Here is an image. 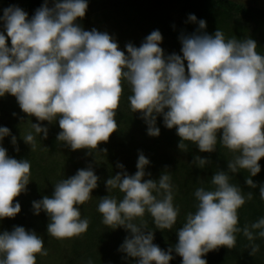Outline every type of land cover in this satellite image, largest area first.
I'll use <instances>...</instances> for the list:
<instances>
[{
    "label": "clouds",
    "instance_id": "9594fccd",
    "mask_svg": "<svg viewBox=\"0 0 264 264\" xmlns=\"http://www.w3.org/2000/svg\"><path fill=\"white\" fill-rule=\"evenodd\" d=\"M87 7L88 0H55L52 7L45 0L30 19L17 5L3 9L0 97L14 95L20 109L37 121L58 119L61 131L56 139L71 150L96 149L117 129L122 82L131 86V110L140 111L148 135L160 134L156 120L162 115L165 127L176 128L180 149H186L183 141H190L200 152H213L219 138L223 146L238 154L227 162L228 171L213 174L214 188H196V210L186 214L174 246L160 248L153 243L154 232L147 223L143 219L135 222L147 212L155 228L168 230L180 211L174 205V185L167 172L158 179H144L151 173L145 172L150 161L142 152L134 174L129 175L124 165L117 163L123 171L105 183L108 193L118 189L123 197H102L98 211L103 224L130 230L118 251L137 258L135 264H169L173 250L182 257L181 264H207L205 254L220 246L233 248L241 231L249 241V254L255 255L260 249L255 240L264 238V216L242 229L238 226V210L253 193L245 195L230 183L228 172L247 170L245 183L257 187L251 177L261 171L259 160L264 157V54L255 50L256 41L226 39L218 28L214 34L182 36V56L165 55L160 46L162 34L156 29L139 47L126 44L125 54L107 32L84 30L76 23ZM188 19L198 22L200 29L206 28V21H197L195 14L190 13ZM31 128L33 131L22 138L35 150L36 135L46 139L48 128L38 122ZM9 135L11 130L0 126V141ZM11 142L16 144L14 135ZM192 162L203 167L208 158L196 155ZM30 168L28 159L8 156L0 144V219L21 211L14 197L27 191ZM98 179L91 166L81 168L55 183L51 196L32 201L35 215L44 211L49 217V235L65 239L87 231L89 219L81 217L79 206L91 198ZM259 196L264 200V184ZM37 254L47 255V249L35 231L14 226L0 232V264H36ZM88 264L93 261L89 259Z\"/></svg>",
    "mask_w": 264,
    "mask_h": 264
},
{
    "label": "trees",
    "instance_id": "16d2710c",
    "mask_svg": "<svg viewBox=\"0 0 264 264\" xmlns=\"http://www.w3.org/2000/svg\"><path fill=\"white\" fill-rule=\"evenodd\" d=\"M54 2L55 0H47L49 7H52ZM245 2L250 5L236 0H88L84 17H78L76 23L84 30L90 31L95 28L98 31L107 32L118 43L119 49L125 51V54H127L126 44L132 43L139 47L148 34L158 29L163 37L160 46L164 54L177 53L182 56L180 50L183 34L178 31V24L166 23L170 19L169 10H178L183 18L187 19L182 22L193 28L191 33L214 34L219 28L228 39L241 35L239 22H229L233 12L241 11L244 14V11L252 10L264 16V6H259L257 0H245ZM12 3L9 0H3L1 7L4 8L5 5L9 6ZM20 3L17 6L26 11L27 18L30 19L45 0H21ZM135 10L140 15L146 16L144 18L137 16ZM150 11H153L152 16ZM155 12L159 16L154 21L151 18L155 17ZM190 13L195 14L197 21L204 19L206 28L200 29L198 22L190 21L188 19ZM148 15L151 17L149 20ZM0 31H4L3 21H0ZM5 35L6 43L11 47V39L7 37L6 32ZM259 35H264V32ZM250 36L253 39L254 35ZM259 42L264 43V36ZM259 42L256 41L255 50L259 48ZM185 69L187 71V61H185ZM122 89L115 116L118 127L110 134L106 142H99L97 148L92 150L87 148L71 150L62 141L56 139L61 131L58 119L52 122L37 121L35 116H29L20 109L14 95L6 93L0 97V126H7L11 130V135L5 136L0 144L7 149L8 156L18 160L30 159L31 168L37 172L40 171L38 163L44 159L45 164L41 165L42 180L51 186L46 192L47 196L52 195L55 183L74 175L78 169L91 166L99 177L98 187L92 190L91 198L79 206L81 217L89 219L87 231L79 236L65 239L44 236L47 255L37 254L36 264H88L89 259L93 261V264H135L137 258L126 257L125 253L118 251L119 245L130 234V230L123 227L112 229L103 224L102 214L98 211V204L102 197L108 194L115 196L118 200L123 197V193L118 189L108 193L105 183L108 178L123 171L117 167L118 162L124 165L129 175L134 174L137 171L138 155L142 152L150 161L145 167V172L151 173L150 177L146 175L144 179H158L164 172L171 176L175 193L173 202L180 209L173 228L168 230L155 228L153 218L147 212L143 218H137L135 221L140 223L143 219L148 228L154 232L153 243L167 250L177 242L176 231L183 226L186 214L196 210L197 201L194 196L196 188L205 187L208 190L214 188L211 183L213 174L220 170L228 171L227 162L238 154L223 146L219 138L216 150L213 152H200L190 141H183L186 149H180L178 145L181 138L177 135L176 128L165 127L162 115H158L156 120L160 134L148 135L147 124L141 118L140 111L131 110L128 100L132 94L131 86L127 82H122ZM37 122L47 126L48 136L44 139L42 134L40 136L37 134L35 138L38 145L35 150H31L22 135L24 131H33L31 124ZM12 135L16 137L15 145L11 142ZM196 155L208 158V162L203 167H198L192 162ZM259 164L261 171L251 177L257 185L256 188H251L245 183L249 175L247 170L240 169L235 174L228 172L230 183L237 185L245 195L249 191L253 193V198L247 200L238 210V226L241 229L246 224L264 216V200L259 196V187L264 184V157L260 158ZM35 188H38L37 184ZM18 201L21 204V211L15 217L0 219V232L11 231L14 226H23L26 230H33L37 234L43 228L46 232L49 223L46 213L41 211L39 215H35L29 196H23V199ZM236 237V245L233 248L220 246L205 254L203 258L207 260V264H264V238L258 237L255 240L260 249L255 255H250V248L247 247L249 241L243 232L237 233ZM172 254L174 258L169 264H181L182 257L174 250Z\"/></svg>",
    "mask_w": 264,
    "mask_h": 264
},
{
    "label": "rangeland",
    "instance_id": "374dc122",
    "mask_svg": "<svg viewBox=\"0 0 264 264\" xmlns=\"http://www.w3.org/2000/svg\"><path fill=\"white\" fill-rule=\"evenodd\" d=\"M9 1L13 2L10 5H19V4H21L20 3L21 0H9ZM236 1L243 2L245 4L250 5L249 3H246L245 0H236ZM135 3L140 5L137 1H135ZM257 3L261 7L264 6V0H257ZM2 4H3V0H0V16L3 15V9L8 7L7 5H5V7L2 8L1 7ZM249 10H251V9H249ZM152 12L153 11H150V16H152ZM135 13H136L137 16H142L143 18L146 16V15H140V13L137 12L136 10H135ZM150 16H149L148 20L151 18ZM158 16H159V14L157 12H155V17L151 18V20L153 19L155 21ZM169 17H170V19H168L166 21V23L168 24V23L172 22L173 24H176V25L178 24L177 25L178 31L180 33H182L183 36H188V35L193 34V33H191V29H193V28L191 26L186 25V24H184L182 22L184 19L185 20H187V19L183 18V16L180 14V12L178 10H175V11L169 10ZM234 21H238L239 22V26L241 28L240 29L241 30V32H240L241 35L236 36V39H240V40L249 39V38L252 37L250 35L253 34L254 35L253 39L255 41L259 42L261 40L262 36H264V35H262V36L259 35V33L264 32V16H261L257 12L252 11V10L249 11V12L248 11H244V14L241 13V11L237 12V13L233 12V14L231 15V17L229 19V22H234ZM206 33H208V32H206ZM258 45H259V48L256 51L258 53H260V54H264V51H263L264 43H260L259 42ZM25 128H27V127L25 126ZM26 132L27 131H24L23 134H25ZM28 145H29V147H31L30 144H28ZM4 146H6V145H4ZM58 153L61 155L60 152H58ZM38 155L41 158L40 154H38ZM28 160L30 161V159H28ZM43 161H44V159L40 160V162L38 163L40 171L37 172L33 168H30V173L31 174H30V181H29V183L27 185V191L22 192L17 197H14V200L23 199V196H29V199L31 201L40 200L46 195V192H48L50 190L51 186H49L47 183H44L43 180H42L41 165L45 164V162L43 163ZM36 184L38 185V188H35ZM34 191H36V193H33ZM38 235L42 236V238L44 236L51 237V235H49L47 233V231L45 232L44 228L39 232Z\"/></svg>",
    "mask_w": 264,
    "mask_h": 264
}]
</instances>
